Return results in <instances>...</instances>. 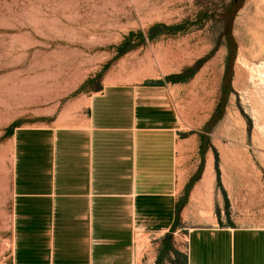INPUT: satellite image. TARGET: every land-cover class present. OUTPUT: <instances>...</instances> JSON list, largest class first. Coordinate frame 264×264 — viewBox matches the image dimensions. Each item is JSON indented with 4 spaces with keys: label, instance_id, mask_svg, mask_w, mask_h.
Wrapping results in <instances>:
<instances>
[{
    "label": "rangeland",
    "instance_id": "374dc122",
    "mask_svg": "<svg viewBox=\"0 0 264 264\" xmlns=\"http://www.w3.org/2000/svg\"><path fill=\"white\" fill-rule=\"evenodd\" d=\"M262 7L264 0H0V264H9L12 246L7 132L76 123V101L107 79L165 81L185 140L184 203L197 185L188 225L264 226V73L250 77L247 68L264 63L255 45L261 37L264 49ZM129 32H143L145 41L117 56ZM179 73L181 82L166 79ZM209 162L211 190L202 186Z\"/></svg>",
    "mask_w": 264,
    "mask_h": 264
},
{
    "label": "crops",
    "instance_id": "0c3cea01",
    "mask_svg": "<svg viewBox=\"0 0 264 264\" xmlns=\"http://www.w3.org/2000/svg\"><path fill=\"white\" fill-rule=\"evenodd\" d=\"M105 83L76 123L11 131L9 264H264V226L188 225L165 81Z\"/></svg>",
    "mask_w": 264,
    "mask_h": 264
},
{
    "label": "trees",
    "instance_id": "16d2710c",
    "mask_svg": "<svg viewBox=\"0 0 264 264\" xmlns=\"http://www.w3.org/2000/svg\"><path fill=\"white\" fill-rule=\"evenodd\" d=\"M156 27L157 26H153V27L149 28V30L147 32L148 38L152 39L154 37V35L151 34V32ZM133 37H136L138 39L137 43L132 42ZM145 38H146V36L144 35L143 32H138V33L129 32L128 35L125 36L124 40L119 45L115 46L117 56L123 55L124 53H126L127 51H129L133 47L137 46L138 44H143L145 41ZM229 76H230V70H229V66H227V68L224 72V75H223L224 83H223V86L221 89V93L223 96H225L229 92ZM184 78H185L184 73L166 76V79L170 82H173V83L181 82L184 80ZM219 109L220 108L218 107V110ZM10 134H11V132H7L6 135H10Z\"/></svg>",
    "mask_w": 264,
    "mask_h": 264
},
{
    "label": "bare ground",
    "instance_id": "6f19581e",
    "mask_svg": "<svg viewBox=\"0 0 264 264\" xmlns=\"http://www.w3.org/2000/svg\"><path fill=\"white\" fill-rule=\"evenodd\" d=\"M263 4V3H262ZM258 6V5H257ZM262 9L261 12H260V16H261V19H262V27H264V7L260 8ZM255 45L258 46V51H263V44H262V40H261V37H258L256 38L255 40ZM254 45V48H256V46ZM257 49V48H256ZM261 53V52H260ZM241 61V60H240ZM147 63V62H146ZM142 65V64H141ZM243 65L244 67H247V65L243 62ZM155 66V65H154ZM122 68V67H121ZM249 69V72L251 73L250 74V77L252 75H255L257 74L256 76H261L263 73H264V63H261L259 64L257 67H247ZM110 78V77H109ZM258 78V77H257ZM261 79V77H260ZM108 80V79H107ZM263 80V79H262ZM108 82V81H107ZM106 84V83H105ZM263 91V90H262ZM263 111V110H262ZM66 112V111H65ZM264 117V116H262ZM212 169H211V165L207 164V167L205 169V172L203 174V177H202V186L205 188V189H210V185H211V181H212ZM211 190V189H210ZM211 192V191H210ZM204 194V193H203ZM210 198V197H209ZM138 242L140 241V238L137 239Z\"/></svg>",
    "mask_w": 264,
    "mask_h": 264
}]
</instances>
